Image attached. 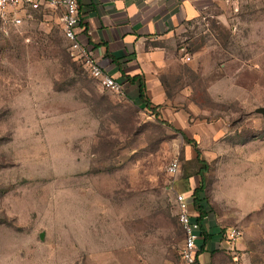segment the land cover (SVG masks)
Masks as SVG:
<instances>
[{
  "label": "rangeland",
  "instance_id": "1",
  "mask_svg": "<svg viewBox=\"0 0 264 264\" xmlns=\"http://www.w3.org/2000/svg\"><path fill=\"white\" fill-rule=\"evenodd\" d=\"M163 45L167 99L148 107L91 77L54 20L0 17V264H180L170 185L199 187L201 161L210 222L264 264V0Z\"/></svg>",
  "mask_w": 264,
  "mask_h": 264
},
{
  "label": "crops",
  "instance_id": "2",
  "mask_svg": "<svg viewBox=\"0 0 264 264\" xmlns=\"http://www.w3.org/2000/svg\"><path fill=\"white\" fill-rule=\"evenodd\" d=\"M225 1L78 0L82 17L80 38L88 44L103 70L122 85L129 101L141 103L138 91L141 81L146 83V100L162 102L167 97L157 73L167 65L168 51L163 43L175 37L184 25L198 21ZM31 13L24 18H32ZM42 14L59 26L60 11ZM131 78H137L136 83H131ZM192 191L180 193L191 197ZM192 216L196 218L197 213L194 211ZM203 228L210 236L206 242L204 238L199 242L204 247L198 257L204 263L252 264L247 262L243 243L238 244L236 252L230 250L226 231L222 234L223 226L206 217Z\"/></svg>",
  "mask_w": 264,
  "mask_h": 264
},
{
  "label": "built area",
  "instance_id": "3",
  "mask_svg": "<svg viewBox=\"0 0 264 264\" xmlns=\"http://www.w3.org/2000/svg\"><path fill=\"white\" fill-rule=\"evenodd\" d=\"M35 11H60L59 26L63 36L70 43L71 56L80 61L91 77L104 88L122 92V85L103 70L88 44L80 38L82 17L78 0H0V17L6 21L10 19L15 25L22 24L28 12ZM186 61H190V57L187 56ZM180 171L181 162L178 159L171 161L166 168L168 176L174 178ZM170 186L175 195L178 221L184 234L180 264H206L198 257L201 251L199 242L203 237L200 224L191 214L192 201L184 193L176 191L174 183ZM226 237L230 250L236 252L243 231L236 227L229 228L226 230Z\"/></svg>",
  "mask_w": 264,
  "mask_h": 264
},
{
  "label": "trees",
  "instance_id": "4",
  "mask_svg": "<svg viewBox=\"0 0 264 264\" xmlns=\"http://www.w3.org/2000/svg\"><path fill=\"white\" fill-rule=\"evenodd\" d=\"M42 14L44 13V11H35V12H32L31 14ZM43 15V14H42ZM137 81V78H131L130 79V82L131 83H136ZM146 83L145 82H141L139 83L138 85V91H139V100L141 103L145 104L146 106H150L149 104V101L146 100L145 98V93H146ZM183 137L185 140L189 141L188 137L183 134ZM191 142V141H189ZM194 145V144H193ZM195 148L196 145H194ZM196 152H197V159L198 161H201V156H200V151L198 149H196ZM204 165L203 167L201 168L200 172H199V175L201 176V181H200V185L199 187L195 188L193 190V193L190 197V199L192 200V206L194 207V210L195 212L197 213V217L195 218V220L200 224L201 226V235L202 237L204 238V242H206L210 236L208 235V233L204 230L203 228V222L205 220V218L208 216V211L206 210V208L204 207V204H203V198H202V193L205 191L206 189V172L208 170V165L207 163L201 161ZM224 233V231H222V234ZM201 249L204 247V245H201L200 246Z\"/></svg>",
  "mask_w": 264,
  "mask_h": 264
},
{
  "label": "water",
  "instance_id": "5",
  "mask_svg": "<svg viewBox=\"0 0 264 264\" xmlns=\"http://www.w3.org/2000/svg\"><path fill=\"white\" fill-rule=\"evenodd\" d=\"M257 113H261V114H263L264 115V108H260V109H257V111H256Z\"/></svg>",
  "mask_w": 264,
  "mask_h": 264
}]
</instances>
